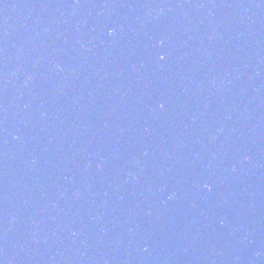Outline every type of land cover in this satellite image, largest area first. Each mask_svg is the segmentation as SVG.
Here are the masks:
<instances>
[{
    "label": "water",
    "instance_id": "95a60500",
    "mask_svg": "<svg viewBox=\"0 0 264 264\" xmlns=\"http://www.w3.org/2000/svg\"><path fill=\"white\" fill-rule=\"evenodd\" d=\"M0 264H264V0H0Z\"/></svg>",
    "mask_w": 264,
    "mask_h": 264
},
{
    "label": "clouds",
    "instance_id": "9594fccd",
    "mask_svg": "<svg viewBox=\"0 0 264 264\" xmlns=\"http://www.w3.org/2000/svg\"><path fill=\"white\" fill-rule=\"evenodd\" d=\"M112 34H113V32H112V31H110V32H109V35H112Z\"/></svg>",
    "mask_w": 264,
    "mask_h": 264
},
{
    "label": "snow or ice",
    "instance_id": "6c2138e0",
    "mask_svg": "<svg viewBox=\"0 0 264 264\" xmlns=\"http://www.w3.org/2000/svg\"><path fill=\"white\" fill-rule=\"evenodd\" d=\"M162 58V57H161Z\"/></svg>",
    "mask_w": 264,
    "mask_h": 264
}]
</instances>
